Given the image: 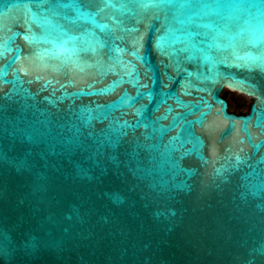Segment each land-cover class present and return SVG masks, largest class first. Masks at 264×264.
<instances>
[{
    "label": "water",
    "instance_id": "95a60500",
    "mask_svg": "<svg viewBox=\"0 0 264 264\" xmlns=\"http://www.w3.org/2000/svg\"><path fill=\"white\" fill-rule=\"evenodd\" d=\"M0 264H264V0H0Z\"/></svg>",
    "mask_w": 264,
    "mask_h": 264
},
{
    "label": "rangeland",
    "instance_id": "374dc122",
    "mask_svg": "<svg viewBox=\"0 0 264 264\" xmlns=\"http://www.w3.org/2000/svg\"><path fill=\"white\" fill-rule=\"evenodd\" d=\"M224 93L228 96L230 108L235 110L240 108L244 112H248L253 101L251 97H247L235 90L225 89Z\"/></svg>",
    "mask_w": 264,
    "mask_h": 264
},
{
    "label": "trees",
    "instance_id": "16d2710c",
    "mask_svg": "<svg viewBox=\"0 0 264 264\" xmlns=\"http://www.w3.org/2000/svg\"><path fill=\"white\" fill-rule=\"evenodd\" d=\"M226 93H223V96H225ZM234 112L238 113V114H243V113H247V112H244L243 110H241L240 108H237L235 110H233Z\"/></svg>",
    "mask_w": 264,
    "mask_h": 264
},
{
    "label": "flooded vegetation",
    "instance_id": "af4514ba",
    "mask_svg": "<svg viewBox=\"0 0 264 264\" xmlns=\"http://www.w3.org/2000/svg\"><path fill=\"white\" fill-rule=\"evenodd\" d=\"M224 97L228 100V96H227V95H225ZM230 110L233 111L231 108H230ZM233 112H234V111H233ZM235 113H236V112H235Z\"/></svg>",
    "mask_w": 264,
    "mask_h": 264
}]
</instances>
